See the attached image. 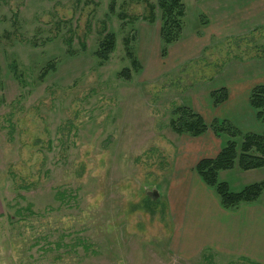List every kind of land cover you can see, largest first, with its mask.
Segmentation results:
<instances>
[{
	"label": "rangeland",
	"instance_id": "obj_1",
	"mask_svg": "<svg viewBox=\"0 0 264 264\" xmlns=\"http://www.w3.org/2000/svg\"><path fill=\"white\" fill-rule=\"evenodd\" d=\"M156 2L0 0V264H256L216 255L184 262L169 252L170 188L186 185L194 213L219 202L198 182H172L181 145L170 121L194 105L192 85H214L234 60L264 57V29L212 40L173 69L161 60L134 70L126 47L139 60L153 55V41L137 34L160 24ZM181 2L182 31H197V0ZM108 33L114 49L101 60L95 53ZM230 112L217 120L235 127ZM218 138L221 146L229 136ZM217 180L238 192L263 181L264 167L235 163ZM255 202L264 206V190Z\"/></svg>",
	"mask_w": 264,
	"mask_h": 264
},
{
	"label": "crops",
	"instance_id": "obj_2",
	"mask_svg": "<svg viewBox=\"0 0 264 264\" xmlns=\"http://www.w3.org/2000/svg\"><path fill=\"white\" fill-rule=\"evenodd\" d=\"M195 5L203 20L201 26L196 28L197 31H182L179 39L168 46L164 57L160 53V24H146V28L138 29V40L145 41L144 38L147 37L154 43L153 55L148 51L150 56L145 58L141 55L139 63L147 61L150 69L162 60V66L173 69L195 61L212 40L216 43L243 38L251 32L264 29V0H197ZM217 78L214 77V85L197 83V87L192 85L188 89V97L194 99L191 109L209 124L220 116H225L224 110L229 108L231 112L227 119L234 122L240 132H263L264 129L258 127L255 111L249 104V94L253 87L264 86V57L229 62L218 82ZM220 88L226 91V99L214 105L210 93ZM178 135L181 146L178 148L179 159L174 167L172 182L181 178L198 182L200 184L192 185H199L213 195L214 190L202 181L195 171V165L202 158L217 155L220 149L219 138L210 129L198 136L185 133ZM187 160H190L189 166L185 165ZM183 168L191 169V175L187 179L186 175H182ZM185 192L184 184H175L169 190L171 229L168 250L175 258L191 262L198 257L216 255L215 257L244 258L256 264H264V206L254 201L241 203L235 210H229L213 198L216 203L214 208L194 213L191 206L186 205Z\"/></svg>",
	"mask_w": 264,
	"mask_h": 264
},
{
	"label": "trees",
	"instance_id": "obj_3",
	"mask_svg": "<svg viewBox=\"0 0 264 264\" xmlns=\"http://www.w3.org/2000/svg\"><path fill=\"white\" fill-rule=\"evenodd\" d=\"M113 2V0H111ZM156 7L160 10V53L164 57L168 46L179 39L182 33L181 18L184 16V6L181 0H157ZM153 6H150L149 21H153ZM115 38L113 34H106L99 42L96 56L101 60H107L113 51ZM130 48L126 47V55L130 59L131 68L138 70L140 63L132 54ZM120 76L129 79L130 69L124 68ZM210 98L214 105H218L226 99V91L223 88L212 91ZM249 104L255 111L258 121L264 122V86L258 85L251 89ZM178 116L170 121L173 131L177 134L185 133L191 136H198L210 129L212 133L221 137L222 134L229 136L213 158H202L195 165V171L202 181L214 190L219 203L226 209L237 207L241 203H252L257 200L264 190V180L248 185L241 191L232 192L226 182H219L217 174L219 171L231 169L235 163L242 170H250L264 167V131L261 133H241L228 121L213 120L205 123L202 117L190 107L181 106L173 111ZM240 139V143L236 142ZM147 202L151 204L149 197Z\"/></svg>",
	"mask_w": 264,
	"mask_h": 264
},
{
	"label": "water",
	"instance_id": "obj_4",
	"mask_svg": "<svg viewBox=\"0 0 264 264\" xmlns=\"http://www.w3.org/2000/svg\"><path fill=\"white\" fill-rule=\"evenodd\" d=\"M149 192H150V194H149L150 200H152L153 198L158 197V192L155 189L152 188L151 190H149Z\"/></svg>",
	"mask_w": 264,
	"mask_h": 264
}]
</instances>
